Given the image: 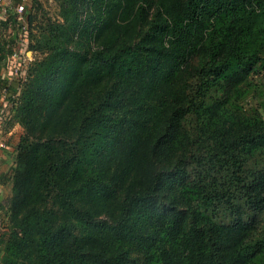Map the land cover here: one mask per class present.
Listing matches in <instances>:
<instances>
[{
    "label": "trees",
    "instance_id": "obj_1",
    "mask_svg": "<svg viewBox=\"0 0 264 264\" xmlns=\"http://www.w3.org/2000/svg\"><path fill=\"white\" fill-rule=\"evenodd\" d=\"M59 6L62 22L24 42L45 56L18 70L25 133L5 175L3 254L264 264V116L241 104L264 66V0Z\"/></svg>",
    "mask_w": 264,
    "mask_h": 264
},
{
    "label": "rangeland",
    "instance_id": "obj_2",
    "mask_svg": "<svg viewBox=\"0 0 264 264\" xmlns=\"http://www.w3.org/2000/svg\"><path fill=\"white\" fill-rule=\"evenodd\" d=\"M29 2L31 3L33 17L31 24L25 20L23 22L18 20L14 11L17 0H4L3 7L6 12L3 13L0 10V22L4 21V24H0V107L4 112V119L0 125V141H4L10 149L11 157L14 161L13 166L16 162L20 138L25 133L17 107L20 104L22 82L26 80V74L18 75L15 65L16 63L30 64L35 59L45 56V54L30 50L25 43V45L23 43L19 44L18 38L19 36H24L26 43H28V39L30 40V37H33L30 35L39 36L48 23L62 22L60 0H29ZM13 52L17 53V57H14ZM250 80L254 86H257H253L248 91L247 96L243 98L241 101L242 108L245 111L257 109L264 116V66L258 69ZM7 86H15L16 91L10 94L6 90ZM0 149L3 148L0 147ZM9 170L11 171V169ZM0 214L1 216L3 215L1 211ZM3 221L6 232H9L13 227L10 217L6 216L4 218L3 216ZM4 250L3 261L8 264H26V250L12 249L10 247Z\"/></svg>",
    "mask_w": 264,
    "mask_h": 264
},
{
    "label": "crops",
    "instance_id": "obj_3",
    "mask_svg": "<svg viewBox=\"0 0 264 264\" xmlns=\"http://www.w3.org/2000/svg\"><path fill=\"white\" fill-rule=\"evenodd\" d=\"M0 149V211L5 214V210L9 204L10 197V185L7 183V179L4 176L13 167V158L11 157L10 149ZM4 177V178H3ZM3 252L0 248V264L2 263Z\"/></svg>",
    "mask_w": 264,
    "mask_h": 264
},
{
    "label": "built area",
    "instance_id": "obj_4",
    "mask_svg": "<svg viewBox=\"0 0 264 264\" xmlns=\"http://www.w3.org/2000/svg\"><path fill=\"white\" fill-rule=\"evenodd\" d=\"M29 0H20L19 2L16 3L15 5V13L17 14V18L18 20L20 21H24V14H23V11H24V6H25V3L28 2ZM3 4H4V0H0V10L5 13L6 12V9L3 7ZM25 42V37L24 36H19L18 38V43L19 44H22ZM13 55L14 57H17V53L16 52H13ZM21 64L19 63H16V68H17V73H18V70H19V66ZM4 119V112H3V109L0 107V125H1V121ZM0 147L3 148V149H6L8 148L7 147V144L4 142V141H0ZM5 229V225H4V221H3V217L0 215V233Z\"/></svg>",
    "mask_w": 264,
    "mask_h": 264
}]
</instances>
